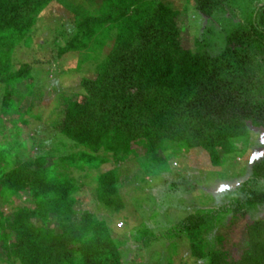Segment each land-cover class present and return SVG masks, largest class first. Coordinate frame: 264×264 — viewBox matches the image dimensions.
<instances>
[{"label":"trees","instance_id":"trees-1","mask_svg":"<svg viewBox=\"0 0 264 264\" xmlns=\"http://www.w3.org/2000/svg\"><path fill=\"white\" fill-rule=\"evenodd\" d=\"M53 4L72 16L59 28L65 43L57 57L94 55L98 63L94 76L79 81L81 92L63 100L62 119L48 127L75 152L62 154L68 148L62 142L52 153L28 157L22 126L32 102L8 125L0 120V258L18 264H132L121 246L127 239L115 237L106 218L78 211L81 187L62 171L79 169L81 162L88 173L96 171L93 203L116 214L126 206L120 189L144 181L140 169H129L138 159L167 165L179 154L201 150L219 167L221 159L257 145L256 137L264 138V0H194L192 24L199 30L191 46L183 40L187 11L162 0H0L4 117L17 114L33 96L32 66L16 68L13 56L33 44V31ZM22 85L29 91L21 92ZM109 161L116 169L101 172ZM176 179L164 190L168 194H177L184 177ZM195 190L189 185L186 192ZM21 193L29 196L26 206H12ZM262 210L264 152L228 205L201 209L162 239L186 240L193 264H264V219L255 216ZM248 215L254 220L245 225L234 258L216 231ZM133 233L142 250L157 241L147 222Z\"/></svg>","mask_w":264,"mask_h":264},{"label":"rangeland","instance_id":"rangeland-1","mask_svg":"<svg viewBox=\"0 0 264 264\" xmlns=\"http://www.w3.org/2000/svg\"><path fill=\"white\" fill-rule=\"evenodd\" d=\"M162 1L179 11H187L190 23L184 21V17L181 20L186 22L182 25L184 27L183 40L185 44L191 46L192 38L198 34L199 30L197 24H192L194 21V0ZM71 18L70 13L63 7L59 4H53L41 15V19L32 34L33 44L30 47L20 46L13 56V65L16 68L24 64L32 66L36 78L32 87L34 94L32 93V98L29 97L20 103L17 107V114L4 117L0 112V120H2V125H8L9 122L18 119V114L25 113L29 103L34 104L31 114L24 117L28 123L22 126V137L27 141L30 151L29 158L34 159L38 151L40 153H52L62 142L68 146L66 150L64 149L65 151L62 150V154L76 151L75 148L71 149L73 145L67 140L64 142L61 141V138H53L49 134L53 130L48 128L55 126V123L62 119L66 107L65 99L81 92L78 86L79 81L84 77L94 76L98 63L94 55H90L91 59L87 58V54H66L62 58L57 57L59 48L64 47L65 43L64 39L61 38V24L67 23ZM198 21L195 20V22ZM108 49V47L105 48L104 53ZM81 61L85 63L77 71ZM18 87L21 92L29 91L23 85ZM3 92L4 86L0 83V110ZM40 96L42 97L40 98ZM34 138H36L35 142L33 141ZM255 140L259 142L257 145L252 146L245 153L235 151L225 160L221 159L222 164L219 167H213L208 155L201 150H192L190 154H179L176 159L166 161L167 165L164 163L157 164L151 158L138 159L134 162V167L132 165L128 168L140 169L144 181L136 182L132 187L125 188L123 186L120 189L126 206L125 209L116 214L110 213L102 207H97L93 203V188L96 183L92 177L96 175V171L93 170L92 174L88 173L86 164L81 162V168H69L62 172L65 175L68 174L81 187L76 196L84 199V202H79L78 211L88 210L95 213L99 218H106L114 231L113 235L127 239L128 244L126 242L123 245L125 241H122L121 246L127 250L130 255L128 260L132 264H193L189 257L186 240L170 239L171 241H165L167 240L166 237L162 239L165 231L174 225L183 224L187 217L201 209L218 208L230 203L234 188L248 179L253 162L264 152V138L257 136ZM36 141L43 144L41 150L35 145ZM60 153L55 152L53 154L59 156ZM157 157L164 159V155L159 152ZM54 163H58V160L56 159ZM123 167L126 166L123 165ZM115 169L116 166L112 161L100 166L101 172ZM177 176L184 177V180L179 183L181 187L180 189L175 188L177 194H168L164 190H167L168 186L178 184L176 183ZM189 185L191 187L196 186V190L187 193L186 190ZM137 188H142V191L137 190ZM28 197L27 194L21 193L20 197L14 199L12 206H26ZM151 216L153 220H151ZM255 216L264 219V210ZM253 220L248 215L245 219H240L232 225L225 222L218 227L216 232L225 237L224 248L229 250L234 258L238 257L236 246L241 241L242 231L245 225L250 224ZM143 222H147L154 228L157 235V241L144 250L141 249L139 240L134 239L133 233L134 227L140 226ZM213 235H215V231L211 234L212 238ZM0 264L18 263L5 261V257L2 256Z\"/></svg>","mask_w":264,"mask_h":264}]
</instances>
